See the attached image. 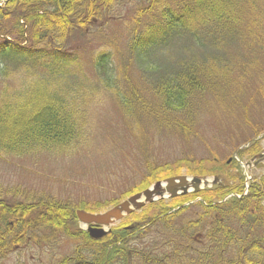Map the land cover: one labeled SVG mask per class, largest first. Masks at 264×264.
Here are the masks:
<instances>
[{"label": "trees", "instance_id": "obj_1", "mask_svg": "<svg viewBox=\"0 0 264 264\" xmlns=\"http://www.w3.org/2000/svg\"><path fill=\"white\" fill-rule=\"evenodd\" d=\"M122 1L8 0L0 5V51L10 48L40 50L68 58L72 52L89 44L90 37L101 35L99 27L121 20L122 16H116L115 12ZM126 1L135 3L132 16L124 20L126 25L138 28L146 24L141 34L136 33L135 28L130 30L126 55L137 59V66L142 69L145 83L154 97L145 100L129 86L128 94L124 95L116 78L112 80L108 76L116 69L110 64V54L106 53L100 54L95 64L103 86L114 91L123 108L132 107L141 116H147L158 131L173 129L188 137L194 133L192 126L203 109L200 101L205 100L208 92L213 93L209 87L216 88L221 83L216 81L219 74L213 71V75L204 77L210 70L193 59L182 58L169 66L157 57L177 39L185 41V45L180 46L181 52H191L192 48L197 50L196 46L217 51L221 38H239L243 30L238 24L248 12L244 8L248 5L252 10L250 1ZM253 36L250 35L252 42ZM82 40L85 43H80ZM73 116L63 105L47 104L27 122L15 125L14 136L0 137V154L19 157L38 149L59 153L76 148L80 142L76 140L80 119ZM263 131H254V136ZM258 145L255 142L240 154L252 159L261 152ZM203 161L219 162L199 159L200 166L187 173L194 177L212 175L215 172L212 168L207 171L201 168ZM163 169L147 161L144 177L135 192L177 174L163 172ZM237 169L234 161H224L218 171L226 174L229 185L172 199L166 204H151L141 213L143 215H129L136 222L132 229H125L129 224L126 217L100 240H91L81 230L69 231L68 223L76 221V217L75 209L68 204L50 199L16 204L0 195V262L15 250L24 251L31 245L36 248L45 245L46 250L54 254L59 236L63 240H73L72 253L56 258L52 264H264V170L252 179L244 195L242 178L239 172H233ZM231 194L234 196L223 201ZM197 198L199 201L194 202ZM152 207L159 209L155 218L145 215ZM186 213L190 217L182 216ZM151 228L157 230L155 241L138 242V238L144 239Z\"/></svg>", "mask_w": 264, "mask_h": 264}, {"label": "rangeland", "instance_id": "obj_2", "mask_svg": "<svg viewBox=\"0 0 264 264\" xmlns=\"http://www.w3.org/2000/svg\"><path fill=\"white\" fill-rule=\"evenodd\" d=\"M248 2L252 10L247 5L244 11L248 12L238 24L243 30L242 37L221 38L217 51L196 46L197 50L192 48L191 52H181L180 46L185 41L177 39L160 56L157 54L159 61L169 66L182 58L193 59L210 70L204 77L213 75V71L219 74L216 81L221 83L216 88L209 87L213 93L208 92L205 100L200 101L203 109L195 118L194 133L188 137L173 129L158 131L147 116H141L132 107L123 108L114 91L103 86L104 81L95 68L100 54H110L108 60L117 72H109L108 76L112 80L116 78L124 95L128 94L129 86L145 100L154 97L137 59L126 55L130 30L135 28L141 34L146 28V24L130 27L124 21L132 16L135 3L126 0L119 3L115 15L122 16L121 20L99 27L101 35L90 37L89 44L68 58L40 50H1L0 135L3 136L0 137L14 136L15 125L27 122L47 104L65 106L81 122L76 133L80 142L68 152L38 149L19 157L1 152L4 155L0 154V195L16 204L50 199L75 210L101 214L136 193L147 161L163 167V172L177 173L170 177L191 178L194 176L187 172L197 169L200 166L197 161L202 158L219 161L201 163L202 169L215 170L212 175L199 177L203 183L211 186L217 179L216 185H229L226 174L219 173L220 165L234 161L239 169L233 172H239L243 186L249 185V179L257 178L264 170V160L261 164H250L249 159L238 153L248 144L258 142L264 155V131L254 136V131L264 130V0ZM5 3L0 0V5ZM250 35L255 37L254 42ZM170 200L164 195L151 204H166ZM151 204L135 213L140 215ZM158 210L149 208L145 215L155 218ZM182 216L190 217V214ZM126 217L129 222L126 228L133 227L136 222ZM68 225L70 232L85 231L77 221ZM155 232L151 228L138 242L153 243ZM58 238L54 254L45 245L40 248L31 245L24 251L15 250L0 264H52L56 258L72 253L73 240Z\"/></svg>", "mask_w": 264, "mask_h": 264}, {"label": "water", "instance_id": "obj_3", "mask_svg": "<svg viewBox=\"0 0 264 264\" xmlns=\"http://www.w3.org/2000/svg\"><path fill=\"white\" fill-rule=\"evenodd\" d=\"M6 1L4 0V2ZM200 182L199 178H193L189 182L185 176L168 178L163 183L157 182L149 189L130 196L127 200L105 213L90 214L76 211V217L79 222L89 226L87 230L89 237L98 240L110 232L109 227L114 223L120 221L124 216L131 214L133 211L140 210L145 204L152 203L156 197H163V193L167 194L170 198H175L178 195L187 194L189 186L197 192ZM206 190H210V188H206Z\"/></svg>", "mask_w": 264, "mask_h": 264}]
</instances>
